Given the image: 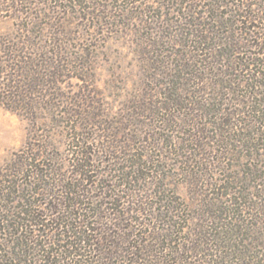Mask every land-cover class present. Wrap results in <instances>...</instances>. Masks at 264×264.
Returning a JSON list of instances; mask_svg holds the SVG:
<instances>
[{"label":"rangeland","instance_id":"1","mask_svg":"<svg viewBox=\"0 0 264 264\" xmlns=\"http://www.w3.org/2000/svg\"><path fill=\"white\" fill-rule=\"evenodd\" d=\"M239 100L264 113V0H0V264L31 201L76 183L102 210L127 172L152 215L124 225L162 255L207 238L186 264H264V121Z\"/></svg>","mask_w":264,"mask_h":264},{"label":"trees","instance_id":"2","mask_svg":"<svg viewBox=\"0 0 264 264\" xmlns=\"http://www.w3.org/2000/svg\"><path fill=\"white\" fill-rule=\"evenodd\" d=\"M238 102L247 104L249 108L251 107L250 112L255 114L251 117L256 118H254V122L264 121V113L259 107L260 102L257 105H253V101L246 103L239 100ZM234 114L235 112L229 115L233 117ZM244 122V120H241L239 124H244ZM220 124L222 127H230L229 122ZM258 136L259 134L256 135V138L250 137L249 139L261 140L256 149L261 150L264 154V139H260ZM84 144L82 142L81 150L77 152L75 157L76 164L72 166L73 168L76 167L75 176H78L81 182H88L89 179L86 173L89 172L87 164V158L89 160V157L83 149ZM23 165L24 168H27V165L31 166L32 163L25 162ZM133 166H135L133 174L138 173V164L134 163ZM115 170L120 171L118 168ZM19 171L23 173V168ZM35 175L38 174H33L31 177L33 180ZM123 175L125 181L122 180L123 183L121 184L117 183V176L115 177L117 179L107 178V181L112 185L101 188L102 194L99 198L103 200V203L99 204L104 206L102 210H100V206L98 209L87 207V204L90 203L96 205V201L88 202L90 198L85 194L82 184L76 183L73 186L65 187L60 196L50 198L47 195L42 201H31L28 210L21 211L23 215L22 222L17 223V230L20 228L25 229V231L24 233L22 231L13 240V260H17L19 264H37V261L32 260V255L38 254L41 258L39 264H186L187 257L185 255L187 253L202 252V249L199 248L207 244L205 241L207 238L200 239L201 245H198L199 248L191 247L182 249L179 252L175 247V250L170 247L169 253L162 255L159 252L162 247H159L158 243L162 235L159 236V233L155 232L156 235L151 236L149 235L151 233H148V237L143 239L142 234L144 232L139 233V231L136 233L132 227H129L130 225H124L127 221L136 222V218L131 216L130 210L136 211L141 216H150L152 213L145 198L142 200L139 198L128 200V193L126 198L127 190L121 189L127 181L133 182L134 179L139 181L143 180V177L138 176L133 179L130 172ZM44 190L46 189L42 187L35 189L33 193L42 195ZM119 201H127L134 205L140 203L137 205L140 207L137 210L135 208L129 209V207L122 210L118 205ZM105 209L108 212L112 211L104 218L106 222L109 221V224L104 223L103 225V223L98 224V222L90 221L92 216L100 217L101 213H105ZM87 211L91 213L90 216L83 213ZM94 213L95 215H92ZM142 223L146 224L144 221ZM94 224L98 227H94ZM42 239L45 240L42 241ZM208 256H216V253H211Z\"/></svg>","mask_w":264,"mask_h":264}]
</instances>
